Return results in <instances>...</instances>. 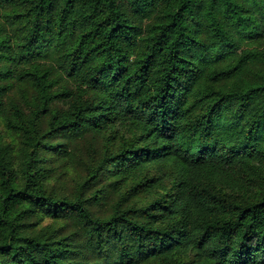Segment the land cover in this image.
<instances>
[{
	"label": "trees",
	"instance_id": "16d2710c",
	"mask_svg": "<svg viewBox=\"0 0 264 264\" xmlns=\"http://www.w3.org/2000/svg\"><path fill=\"white\" fill-rule=\"evenodd\" d=\"M0 264H264V0H0Z\"/></svg>",
	"mask_w": 264,
	"mask_h": 264
}]
</instances>
